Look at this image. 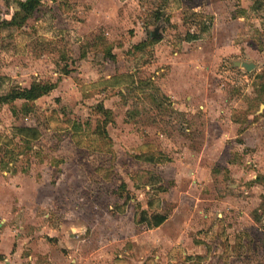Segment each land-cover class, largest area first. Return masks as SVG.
Segmentation results:
<instances>
[{"label":"rangeland","instance_id":"1","mask_svg":"<svg viewBox=\"0 0 264 264\" xmlns=\"http://www.w3.org/2000/svg\"><path fill=\"white\" fill-rule=\"evenodd\" d=\"M33 82L57 86L1 101ZM0 264H264V0H42L0 29Z\"/></svg>","mask_w":264,"mask_h":264},{"label":"trees","instance_id":"2","mask_svg":"<svg viewBox=\"0 0 264 264\" xmlns=\"http://www.w3.org/2000/svg\"><path fill=\"white\" fill-rule=\"evenodd\" d=\"M42 3V0H20L18 1V4L20 6V9L15 11L11 19H0V29L6 28V27H13V26H23L24 23L28 20V18L34 14V12L38 9L40 4ZM199 36L190 33L188 37V41H192L195 39H198ZM117 77L114 76L110 78V80H106V82L110 83V81L116 82ZM57 86L56 82H33L29 87L24 88H13L9 93L5 95H1V101L6 99H23L27 101H33L36 99H39L41 96L46 95L50 93L52 90H54ZM100 109L104 112L107 111L104 107V105L100 106ZM16 134L21 135L24 138L35 140L38 138L39 130L35 127H29V126H22L17 127L15 130ZM149 162H154V157H149ZM149 183L153 184L152 181H149ZM165 188H161V191H165ZM151 208V204H149ZM167 219V215H164L160 212H153L149 213L147 210H144L140 213V218L138 219L139 223H145L150 228H157L161 226Z\"/></svg>","mask_w":264,"mask_h":264},{"label":"water","instance_id":"3","mask_svg":"<svg viewBox=\"0 0 264 264\" xmlns=\"http://www.w3.org/2000/svg\"><path fill=\"white\" fill-rule=\"evenodd\" d=\"M235 67H244L247 71H251L255 67V63L246 61H233Z\"/></svg>","mask_w":264,"mask_h":264}]
</instances>
